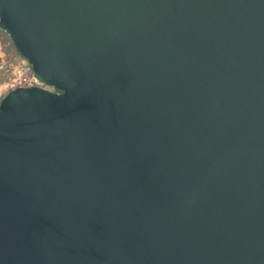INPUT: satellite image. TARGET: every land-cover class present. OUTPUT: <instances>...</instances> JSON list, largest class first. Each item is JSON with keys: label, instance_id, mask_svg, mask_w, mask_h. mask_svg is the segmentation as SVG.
I'll return each mask as SVG.
<instances>
[{"label": "water", "instance_id": "obj_1", "mask_svg": "<svg viewBox=\"0 0 264 264\" xmlns=\"http://www.w3.org/2000/svg\"><path fill=\"white\" fill-rule=\"evenodd\" d=\"M52 89L0 96V264H264V0H0Z\"/></svg>", "mask_w": 264, "mask_h": 264}, {"label": "rangeland", "instance_id": "obj_2", "mask_svg": "<svg viewBox=\"0 0 264 264\" xmlns=\"http://www.w3.org/2000/svg\"><path fill=\"white\" fill-rule=\"evenodd\" d=\"M22 57L5 32L0 31V96L11 89L14 72L21 70Z\"/></svg>", "mask_w": 264, "mask_h": 264}, {"label": "built area", "instance_id": "obj_3", "mask_svg": "<svg viewBox=\"0 0 264 264\" xmlns=\"http://www.w3.org/2000/svg\"><path fill=\"white\" fill-rule=\"evenodd\" d=\"M21 70L14 72V77L12 79V83L10 87L13 88L15 86L26 85V86H40L48 89H52L51 86L47 85L39 76H37L29 63L22 58V66Z\"/></svg>", "mask_w": 264, "mask_h": 264}, {"label": "trees", "instance_id": "obj_4", "mask_svg": "<svg viewBox=\"0 0 264 264\" xmlns=\"http://www.w3.org/2000/svg\"><path fill=\"white\" fill-rule=\"evenodd\" d=\"M0 31H3V30L0 29ZM3 32H4V31H3ZM6 35H7V34H6ZM7 36H8V35H7ZM8 38H9V36H8ZM9 39H10V38H9ZM10 41H11V39H10ZM11 43H12V41H11ZM12 45H13V44H12ZM13 47H14V46H13Z\"/></svg>", "mask_w": 264, "mask_h": 264}]
</instances>
